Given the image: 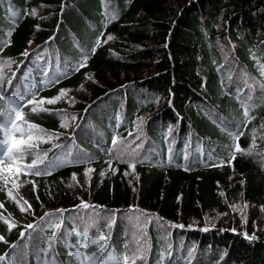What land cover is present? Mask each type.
Segmentation results:
<instances>
[{
  "label": "trees",
  "instance_id": "16d2710c",
  "mask_svg": "<svg viewBox=\"0 0 264 264\" xmlns=\"http://www.w3.org/2000/svg\"><path fill=\"white\" fill-rule=\"evenodd\" d=\"M83 53L87 64L76 71ZM259 65L264 0H0L5 90L33 89L38 98L69 90L57 103L43 105L49 111L23 108L37 129L59 136L36 141L37 153L52 149L40 169L56 157L59 166L49 167L50 174L16 175L5 162L0 217L16 227L9 231L0 219V235L7 240L0 242V264H37L38 253L45 259L39 250L52 235L40 220L45 213H52L49 221L63 220L47 257L51 262L55 256L56 264H76L69 256L80 250L74 229H87L93 237L103 232L110 239L101 259L111 252L132 264L138 254L130 244L133 213L149 218L147 242L135 264H264ZM62 116L75 117L74 123L60 127ZM229 133L239 136L241 152H235L237 141ZM89 168L94 171L86 177ZM12 179L31 209L22 212L9 197ZM240 199L248 203L246 215L229 214ZM82 201L91 207H80ZM211 211L223 215L207 224ZM28 224L37 230L29 229L31 239L26 233L21 240ZM95 251L96 246L87 248L88 254Z\"/></svg>",
  "mask_w": 264,
  "mask_h": 264
},
{
  "label": "snow or ice",
  "instance_id": "6c2138e0",
  "mask_svg": "<svg viewBox=\"0 0 264 264\" xmlns=\"http://www.w3.org/2000/svg\"><path fill=\"white\" fill-rule=\"evenodd\" d=\"M11 35V32L8 33ZM103 35V33L101 34ZM108 39H112L111 36ZM107 42V41H105ZM31 43V42H30ZM101 41L98 38L96 41L95 47L100 45ZM95 47L92 49V52H95ZM24 56H28L29 53H23ZM83 59L79 62L76 67V71H79L81 68H84L87 64L88 53H83ZM261 75L264 76V65H259ZM14 75V73H13ZM5 76L3 75L2 69H0V174L4 172V165L7 161V168L9 171H13L16 175H45L50 174L49 167H58L59 166V157H56L54 161H49V166L46 167L43 171L40 169L39 165L44 164L48 159V151L52 149L45 150L43 154H39L35 151L38 145L36 141L42 142H50L54 139H58L59 136L57 133H44L43 129H37V126L33 123L28 122L25 119V113L23 112V108L31 106L30 112H46L49 109L43 107V105H53L57 103V101L67 96V92L69 90L60 89L57 96L52 98H38V92L33 89H29L27 92L16 91L14 93H8L5 90L4 86ZM50 83L52 81H49ZM8 87L12 86L11 79H7ZM82 87V86H81ZM261 87L264 88V82H261ZM251 99V97H250ZM244 115L247 117L248 112L245 110ZM75 119V117H73ZM142 122V121H141ZM60 127L67 128L68 122L65 117H61ZM132 135V133H129ZM229 135L233 136L235 143V152H241L240 146L238 144L239 136L229 133ZM43 136H47L46 140H43ZM139 137H137L138 139ZM119 143L118 138L114 137L112 140L113 146H116ZM53 147H64V145L53 144ZM141 145H137L136 148H140ZM235 152L231 154L230 159H235ZM70 154V153H69ZM33 156L34 158L31 160V163L20 165L18 162L25 160L26 157ZM82 162V161H81ZM16 165L13 168V165ZM109 165H111V161H109ZM130 168H135L134 164L128 165ZM94 171L93 169H86L85 176H88V173ZM127 174V173H126ZM103 175V173H101ZM73 180H76V174H73ZM5 182H7V178L5 177ZM16 186L15 184L13 185ZM9 197L12 196V192H8ZM223 195V194H222ZM27 204V209L21 208V211H26L31 209V205L25 201ZM247 206V205H245ZM0 207H3V204H0ZM80 207L89 208L90 205L84 203L82 201ZM61 215L64 210H58ZM34 215V213H33ZM52 215V213H45L44 217H41L40 220L42 222H47V227L52 231V235L43 239V243L47 244L46 248H41L39 251L44 254L45 259L43 261L40 260L39 253L37 254V264H56L55 256L52 257L51 262L47 259L49 252L54 251L55 245L57 243V233L63 227V220L61 219L59 222L49 221L48 218ZM3 223H5L8 227V230L11 231L14 227H16L15 221H10L9 219L2 218ZM139 219V218H137ZM109 228L112 226L111 223L107 225ZM37 225L28 224L24 226V230L20 232V239H25V234L27 233L28 239H31L32 232L37 230ZM92 227V226H89ZM174 227H184L183 225H174ZM31 229L32 232L28 230ZM207 231L208 229H203ZM73 233H68L67 235H72ZM74 234L77 236V245L80 250L70 251L69 256L74 258L76 264H128L129 257L124 256L123 258L117 257L111 252L108 253L107 257L101 259V257L105 256V249L108 245V240L110 237H106L103 232H99L94 237L89 234V231L86 229L84 233H80L78 230L74 229ZM247 236V234H245ZM67 237H61L62 240H65ZM254 238V237H249ZM0 242L7 243V240L3 235H0ZM103 242V244H102ZM90 246H96V251L88 254L87 248ZM15 247V246H13ZM27 247V245H26ZM75 247V246H73ZM127 247V245H125ZM142 249H138V254L131 258L132 264H135V260L142 257ZM27 255V252H25ZM4 257L0 256V260H3ZM15 259V257L13 258Z\"/></svg>",
  "mask_w": 264,
  "mask_h": 264
},
{
  "label": "rangeland",
  "instance_id": "374dc122",
  "mask_svg": "<svg viewBox=\"0 0 264 264\" xmlns=\"http://www.w3.org/2000/svg\"><path fill=\"white\" fill-rule=\"evenodd\" d=\"M69 121L68 123L70 124H73L74 123V119H69L67 120ZM125 149H130L131 147L129 148H126L124 147ZM132 149V148H131ZM120 153L124 151L123 148H121L120 150H118ZM130 151V150H129ZM130 152L127 153L126 157H128ZM125 157V156H124ZM109 170V168L107 167V169L103 172L104 175H106L107 171ZM11 183L14 185H16V180L15 179H12L11 180ZM12 194L14 196V198L17 200V203L18 205L20 206V208H25L27 209V205L25 204V201L23 199H21L17 193V188L16 186L12 187ZM247 205V206H245ZM247 209H248V203L246 201H244L243 199H240L238 200L236 203H234L231 207H230V213L229 214H238L242 217H244L247 213ZM223 214L219 213V212H209L207 215H206V220H205V223L207 224H213L215 223L216 221H218V219H220L222 217ZM133 216V221L135 222V226L134 228L131 230V236L132 237V240L130 242V244H133L132 247H133V251L135 253H138V249H144L145 245H146V242H147V230L146 228L144 227L145 224L148 223L149 221V218L145 215H138L136 213H133L132 214ZM109 218V217H107ZM137 218H139L137 220ZM141 222V223H140ZM143 252V251H142Z\"/></svg>",
  "mask_w": 264,
  "mask_h": 264
}]
</instances>
